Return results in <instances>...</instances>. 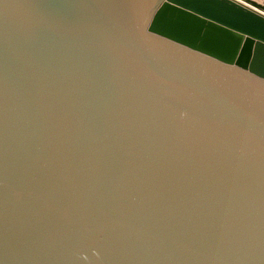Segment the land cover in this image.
Masks as SVG:
<instances>
[{
    "label": "water",
    "instance_id": "water-1",
    "mask_svg": "<svg viewBox=\"0 0 264 264\" xmlns=\"http://www.w3.org/2000/svg\"><path fill=\"white\" fill-rule=\"evenodd\" d=\"M240 1L0 0V264H264Z\"/></svg>",
    "mask_w": 264,
    "mask_h": 264
},
{
    "label": "bare ground",
    "instance_id": "bare-ground-1",
    "mask_svg": "<svg viewBox=\"0 0 264 264\" xmlns=\"http://www.w3.org/2000/svg\"><path fill=\"white\" fill-rule=\"evenodd\" d=\"M236 2H240V3H243L242 1H240V0H235ZM254 1H257L258 3H261V4H264V2L263 1H261L260 2V0L258 1V0H254ZM245 4V3H244ZM245 5H247V4H245ZM248 6V5H247ZM248 7H250V6H248ZM250 8H253V7H250ZM254 10H256V9H254ZM259 12H261V11H259ZM262 14H264L263 12H261Z\"/></svg>",
    "mask_w": 264,
    "mask_h": 264
},
{
    "label": "rangeland",
    "instance_id": "rangeland-1",
    "mask_svg": "<svg viewBox=\"0 0 264 264\" xmlns=\"http://www.w3.org/2000/svg\"><path fill=\"white\" fill-rule=\"evenodd\" d=\"M258 1H259V0H258ZM261 1H263V2H264V0H260V2H261Z\"/></svg>",
    "mask_w": 264,
    "mask_h": 264
}]
</instances>
